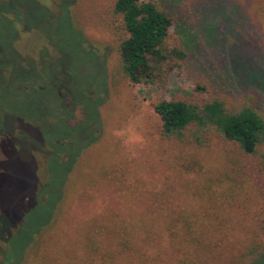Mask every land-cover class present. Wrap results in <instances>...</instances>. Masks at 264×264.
I'll return each mask as SVG.
<instances>
[{
	"label": "rangeland",
	"instance_id": "rangeland-1",
	"mask_svg": "<svg viewBox=\"0 0 264 264\" xmlns=\"http://www.w3.org/2000/svg\"><path fill=\"white\" fill-rule=\"evenodd\" d=\"M155 1L187 55L149 88L113 73L114 0L0 3V264H262L259 154L165 140L151 104L253 93L264 107V0Z\"/></svg>",
	"mask_w": 264,
	"mask_h": 264
},
{
	"label": "trees",
	"instance_id": "trees-1",
	"mask_svg": "<svg viewBox=\"0 0 264 264\" xmlns=\"http://www.w3.org/2000/svg\"><path fill=\"white\" fill-rule=\"evenodd\" d=\"M3 1L5 0L0 3ZM110 15L117 23V31L121 37L113 73L128 85L141 84L149 88L154 82L155 68L166 63L179 67L186 59V50L180 37L172 32L179 40L176 42L168 31L173 25V20L155 0H114ZM171 38L175 45H170ZM195 90L197 93H205L201 85H197ZM206 94L200 101L159 99L152 103V110L160 122L161 138L202 147L208 140L207 136L214 135L222 141L235 144L245 154L258 153L264 165V107L257 103L255 94L247 93L236 101L223 99L209 92ZM73 103L75 106V102ZM85 116H88L86 119L89 118V115ZM64 119L66 124L69 123L68 116H63ZM90 120L96 122L92 118ZM66 139L70 142L68 137ZM61 154L64 160L58 155L57 161L59 166L67 167L63 172L66 178L69 167L75 162V156L66 155L64 152ZM60 195L61 190L58 199ZM39 203V200H33L20 216ZM261 232L264 237V226ZM16 233V229L13 234L4 230L7 246L12 244ZM90 236L87 235V246L89 242V247H92L93 239ZM32 239L33 236L30 235L25 241L23 252ZM102 257L103 254L98 259ZM102 259L106 264H110L114 259L113 254L109 253ZM256 260L263 264L264 254Z\"/></svg>",
	"mask_w": 264,
	"mask_h": 264
}]
</instances>
